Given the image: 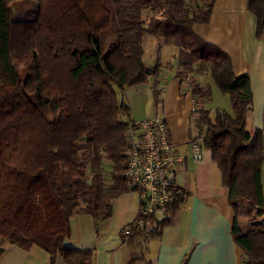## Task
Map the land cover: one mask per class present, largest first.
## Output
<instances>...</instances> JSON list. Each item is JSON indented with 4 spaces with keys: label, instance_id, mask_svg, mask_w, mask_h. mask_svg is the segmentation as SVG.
Masks as SVG:
<instances>
[{
    "label": "trees",
    "instance_id": "1",
    "mask_svg": "<svg viewBox=\"0 0 264 264\" xmlns=\"http://www.w3.org/2000/svg\"><path fill=\"white\" fill-rule=\"evenodd\" d=\"M216 1L0 0L1 242L38 246L51 264H93V251L66 246L71 221L88 215L98 227L131 191L125 174L134 121L119 93L151 78L143 41L153 36L177 50V78L209 75L230 98L232 113L213 112L212 88L194 84L190 137L222 172L237 215L235 242L250 264H264V225L252 223L244 233L237 207L248 201V216L264 217V132L247 129L251 81L194 31L210 23ZM248 8L262 35L264 0H248ZM154 96L160 104L158 82ZM185 197L177 189L169 220L154 218L149 234L133 232L127 264H151L147 241L160 236Z\"/></svg>",
    "mask_w": 264,
    "mask_h": 264
},
{
    "label": "crops",
    "instance_id": "2",
    "mask_svg": "<svg viewBox=\"0 0 264 264\" xmlns=\"http://www.w3.org/2000/svg\"><path fill=\"white\" fill-rule=\"evenodd\" d=\"M194 31L230 57L237 76L250 78L253 101L247 129L251 134L256 130L264 132V33H258V21L249 11L248 0H217L210 23L197 25ZM143 49L145 65L154 75L147 83L119 93V97L130 107L134 122L164 117L176 150L186 158L177 170V188L186 194L185 202L160 236L147 241L146 259L151 264H250L233 238L237 215L221 170L208 150L203 152V161L196 163L189 144L195 109L193 85H209L213 97H218L217 85L213 82L216 86H212L209 75L185 81L177 78V50L162 45L156 37L146 36ZM157 82L160 104L154 96ZM212 101L207 105L211 111L232 113L226 103L225 107L211 108ZM262 183L264 191V164ZM139 210V195L129 191L116 200L113 216L98 227L91 216H77L71 221L66 246L93 251V264H127L130 247L122 233L136 220ZM262 221L264 217L259 222ZM240 227L244 233L250 230ZM2 248L0 264H51L50 255L38 246L4 242ZM57 264L64 262L59 260Z\"/></svg>",
    "mask_w": 264,
    "mask_h": 264
},
{
    "label": "built area",
    "instance_id": "3",
    "mask_svg": "<svg viewBox=\"0 0 264 264\" xmlns=\"http://www.w3.org/2000/svg\"><path fill=\"white\" fill-rule=\"evenodd\" d=\"M189 144L193 160L202 162L204 150L200 141L190 140ZM126 158V184L140 199L138 217L122 233L127 242L135 231L149 234L154 230V218L169 220L178 189L177 170L186 158L176 150L167 122L161 116L128 126Z\"/></svg>",
    "mask_w": 264,
    "mask_h": 264
},
{
    "label": "rangeland",
    "instance_id": "4",
    "mask_svg": "<svg viewBox=\"0 0 264 264\" xmlns=\"http://www.w3.org/2000/svg\"><path fill=\"white\" fill-rule=\"evenodd\" d=\"M34 8L33 10H31V15H33L34 13ZM196 30L199 31L198 27L195 28ZM21 76L22 77H25V72H24V69H21V72H20ZM214 81H210V83L212 84V86H216L215 84H213ZM218 92H219V96L216 97L214 96L213 97V101H212V106L211 108H216V107H225V103L226 104H229V106L232 107L231 105V102H230V98L229 96L227 95H224L223 93H221L220 89H218V87H216ZM226 96V101L223 100V97ZM230 102V103H229ZM231 109V108H230ZM237 207H238V213H239V221H240V225L242 226L243 229H251L252 228V223H258L259 221L262 220L261 217H257L256 214H254L253 216H248V212L250 211V208H249V202L248 201H243L241 203H238L237 204ZM262 223V225H264V221L260 222ZM4 242H1L0 241V246L3 245Z\"/></svg>",
    "mask_w": 264,
    "mask_h": 264
}]
</instances>
